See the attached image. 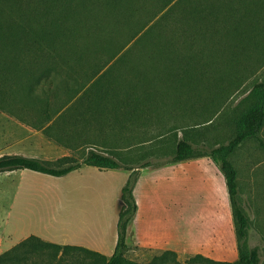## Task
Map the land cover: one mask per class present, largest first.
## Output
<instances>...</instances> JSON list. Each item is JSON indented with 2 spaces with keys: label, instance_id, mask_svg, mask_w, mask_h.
<instances>
[{
  "label": "rangeland",
  "instance_id": "374dc122",
  "mask_svg": "<svg viewBox=\"0 0 264 264\" xmlns=\"http://www.w3.org/2000/svg\"><path fill=\"white\" fill-rule=\"evenodd\" d=\"M29 1H25L26 4ZM31 1L39 9H43L46 3L51 4L50 0ZM57 1L56 9L50 7V13L41 15L44 16L42 22L52 24L56 18L66 19L60 29H53V40L65 42L63 46L56 45L57 52L68 56L72 69H67L60 61L62 65L49 74L53 79L55 77L53 84L47 83L43 79L46 75H43L41 88L37 86L34 95L42 99L48 97L49 105L45 106L43 102H31L23 89L29 84L26 71L33 69L36 55L40 54L39 44L21 47L8 58L10 63L19 61L13 65L19 64L16 66L20 67L18 69L22 70L24 77L13 79L8 71L3 73L4 77L0 74V156L24 155L56 166L57 160L65 156L81 160L93 148L113 155L123 169L99 170L83 166L61 178L27 170L1 173L0 244L27 232L61 245L82 246L91 239H99L106 245L104 253L109 255L110 250L113 253L118 238L123 187L133 179L135 202L171 203L176 198L177 189L169 186L164 191H153L152 180L161 167L174 164L168 161L178 141L185 137L194 147L204 145L208 148L227 144L235 135L241 114L256 103L253 87L264 82V0H245L241 8L243 13L232 15L227 22L225 20L228 29L198 37L196 45H202L201 51L214 59L208 62L211 65L205 76V73L197 76L196 71L201 68L196 65L198 62H189L191 67L185 71V63L174 67L180 76L161 78L162 82L158 77L138 79L133 76L136 68L145 72L152 70L150 62L153 61L149 59L153 51L148 50L153 44L136 43V40L162 15L153 18L157 10L152 6L153 1L137 15L138 20H143L140 24L132 18L124 20L127 15L123 19L99 11L90 4L92 0ZM212 1L218 6L220 1L227 0ZM202 7L203 4L200 10ZM198 16L202 22L204 17ZM152 18L153 21L145 26L144 23ZM41 28L39 22L34 26L35 31ZM154 32L155 39L162 30ZM163 32L166 39L173 38L170 30L164 29ZM174 40L172 47L176 49L178 36L174 35ZM217 50L220 52L215 55ZM205 62L207 60H202ZM46 63L41 61L42 66ZM107 71H111V76L101 78ZM184 72L188 74L182 75ZM65 81L76 89L80 86L75 82H84L89 87L95 81H102L110 88H102V95L97 93L93 98L88 91L83 93L86 89L80 90L66 106L73 109V115L68 112L72 116H52L51 122H47L43 120L45 112H53L66 100L64 87L58 90ZM259 137L263 144L248 139L229 160L237 170L239 199L250 221L245 248L249 250L257 246L260 264H264V127ZM190 160L183 164L184 171L177 175L195 190L192 194L185 191L184 197L194 195L193 198H197L195 203L203 201L221 205L222 212L217 214L221 215L220 222L224 225L226 252L222 259L215 261L234 264L239 259V250L236 228L231 221V204L226 198L225 178L211 158ZM146 162L148 166L142 167ZM125 168H135L132 179L131 172ZM165 177L170 179L173 175ZM18 191L22 192L20 197H17ZM170 192L173 194L165 197ZM215 210L217 212V208ZM168 215L167 225L172 227L169 230L173 241L171 246L177 249L175 213L170 211ZM127 231L128 226L126 245L130 244ZM178 252L181 263L193 257H186L182 249ZM162 253H148L146 256L141 253L136 258L128 249L125 257L144 264Z\"/></svg>",
  "mask_w": 264,
  "mask_h": 264
},
{
  "label": "trees",
  "instance_id": "16d2710c",
  "mask_svg": "<svg viewBox=\"0 0 264 264\" xmlns=\"http://www.w3.org/2000/svg\"><path fill=\"white\" fill-rule=\"evenodd\" d=\"M25 1L28 0H0V74L4 77L3 73L8 71L12 73L13 79H23L22 70H19L18 68L20 67L16 66L19 64L13 65L19 61L10 63L8 58L13 56L21 47L27 48L30 44H39L40 54L38 56L36 55L33 69H31V71H26L29 74L27 78L29 84L23 89L25 90V96H27L31 102L35 100L39 103L43 102L45 106H48V97L45 96L44 99L38 96L36 97L34 95V90L37 86L41 88V79L44 74L46 76L43 79H45L47 83H54L55 77L53 79L49 74L55 72L57 66L62 65H60V61L68 67L67 69H72L68 56L57 52L58 47L56 48V45L61 44L63 46L65 42L62 43L63 40H53V29H60V25L66 24V19L63 17L56 18L52 24L42 22L44 16L41 15L45 12L50 13V7L56 9L55 5L59 2L57 0H50L51 4L46 3L43 9L35 8V4L31 0L27 4ZM152 1L154 2L152 5L153 8L157 7L153 18L159 16V14L162 15H160L157 21L152 23L136 40V43L151 42V44H153L148 50L153 51V56L149 59L153 61L150 62V69L152 70L150 72H145L136 68L134 69V74H132L138 79H145L146 76L151 78L158 77L162 82L161 78L169 79L170 77L176 76L177 78V76H180L174 67L185 63L187 64V66L183 68V71H185L187 67H191L188 64L189 62L191 64H196L198 62L196 65H199V67L201 66V68L196 71V73H198L197 76L200 77L203 73H205L203 75L205 76L207 74L206 72L209 70V65H211L208 62H213L214 59L213 56L210 57L209 55H205L203 51H201L202 45H196L199 39L198 37L216 34V30L228 29L225 28L227 27L225 20L227 22V19L232 15L243 13L241 8L245 0L220 1V5L218 6H215L212 0H92L90 4L94 5L97 10L109 13L112 16H121V18H123V16L127 15L126 19L123 18L124 20L129 21V19L132 18L131 20L135 19L137 23L140 24L143 20H138L137 15ZM85 4L88 5L87 3ZM201 4H203V7L200 10ZM181 6L184 8H180ZM202 11L203 13H201ZM198 14H201V18L204 17L202 22L198 19ZM153 18L149 22H145V26L152 22ZM172 20L174 22L171 25ZM38 22L42 25V28L40 31H35L34 26ZM143 25H141V27ZM145 26H143V28ZM164 29L170 30L173 33L172 39H166L167 37H164L165 34H162L165 33L163 32ZM141 30L143 29H139V31ZM156 30H162V32L158 33L159 35L154 39V31ZM174 35L176 37L178 36L176 49L172 47L175 42ZM135 36H137V34ZM180 43L181 45L179 46ZM219 52L220 51L217 50L214 54L217 55ZM40 60L42 62H47L46 65L42 66ZM202 60H207V62L202 63ZM38 61L40 64L37 63ZM38 65L42 67L41 70ZM157 65H159V67H157ZM196 65H194V67ZM217 69L215 67L216 71ZM183 74H188V72H184L182 75ZM108 76H111V71L105 72V75L101 76V78ZM66 77L68 79V76ZM75 84L80 86L79 89H76L75 86L72 87L66 81L63 86H58V90L64 87L66 91V100L61 107L53 110V112L46 111V117L43 120L51 122L52 116H72L73 109H69L70 107L67 108L66 106H68L71 99L74 98L80 90L86 89L83 93L88 91L87 93L93 98L97 93L102 95V88L106 90L110 88L103 85L102 81H95L92 83L93 85L91 84L89 87H86L87 84L84 82L81 84L75 82ZM177 84H179V82H177ZM183 85L184 84H182V87L186 88ZM42 90L45 91V89ZM252 95L256 97V103L241 114L237 121L235 135L227 144L212 148H208L204 145L194 147L193 144L184 137L178 141L175 152L168 161L170 163H179L194 158L209 157L218 165L226 181L234 226L236 228L239 259L234 264H260L259 248L257 246L249 250L245 248V240L247 237V230L250 227V221L239 199L237 170L229 160L230 156H232L248 139H255L260 142V144H263L259 134L264 127V82L257 83L253 87ZM68 112H72V115L68 114ZM82 166H91L99 170L123 169V165L113 155H108L94 149H89L85 158L81 160H74L69 156L62 157L57 160L56 166L49 161L24 155L11 154L0 156V174L27 170L61 178L80 169ZM146 166H148V162L142 167ZM125 170L131 172L130 179H132L133 174L136 172L135 168H125ZM134 184L135 182L132 179L121 191L120 202L122 206L118 216V238L114 251L110 257L81 246L52 243L32 235L2 253L0 255V264H143L128 260L125 257L128 251L126 245V230L128 223L135 215L137 209L136 202L132 196ZM144 264L229 263L215 261L201 254H197L181 263L175 252L165 251L160 256L154 257L150 262Z\"/></svg>",
  "mask_w": 264,
  "mask_h": 264
},
{
  "label": "crops",
  "instance_id": "0c3cea01",
  "mask_svg": "<svg viewBox=\"0 0 264 264\" xmlns=\"http://www.w3.org/2000/svg\"><path fill=\"white\" fill-rule=\"evenodd\" d=\"M190 161L192 160L168 164L161 167L159 171H156L157 173L155 172V177L152 180L154 181L155 186V188L152 187L153 191H164V189L169 188V186L177 189L176 198L171 201V203L142 204L136 200V213L130 220L127 231V239H130V244H127V247L129 252L134 254L136 258H138V255L141 253L146 256L148 253H162L165 251L175 252L178 258H180V252H178L179 249H182V252L186 257L201 254L213 260L223 258L222 254H225L226 252L224 246L226 240L223 235L224 225L220 222L221 215L217 214L222 212L221 205L202 203L203 201H200L201 203H195L197 198H193L194 195H189L187 198L184 197L186 196L185 191H189V194H192L195 190L186 185V182H182L183 179L177 175H180V171L184 169L183 164ZM93 169L96 168L93 167ZM167 174H172L173 177L167 179V177H165ZM26 192H29L30 194L37 193V191ZM200 192L201 191H197V193ZM206 192L209 191H205L204 193ZM172 194L173 192H170L165 195V197L171 196ZM21 195L22 192L18 191L17 197H20ZM226 196L228 203H230L229 194L227 193ZM205 200H207V198H205ZM216 208L217 212L215 210ZM170 211L175 213L174 224L177 229V249L171 246L173 241L169 234V230H171L172 227H169L166 221V218L169 217L168 214ZM230 214L231 221L233 222L232 209ZM114 233L116 234V232ZM29 236H32V234L27 232L14 239L10 238L6 244L2 242L0 244V247L2 246L0 252H6ZM84 244L85 245L82 246H73H81L99 252L107 257L112 255V250H110L109 255L104 253L107 248L102 240L91 239ZM114 245L116 246L115 243Z\"/></svg>",
  "mask_w": 264,
  "mask_h": 264
}]
</instances>
